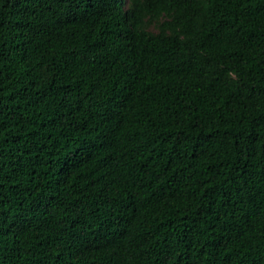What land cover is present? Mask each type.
<instances>
[{
	"label": "trees",
	"instance_id": "1",
	"mask_svg": "<svg viewBox=\"0 0 264 264\" xmlns=\"http://www.w3.org/2000/svg\"><path fill=\"white\" fill-rule=\"evenodd\" d=\"M0 264H264V0H0Z\"/></svg>",
	"mask_w": 264,
	"mask_h": 264
},
{
	"label": "rangeland",
	"instance_id": "2",
	"mask_svg": "<svg viewBox=\"0 0 264 264\" xmlns=\"http://www.w3.org/2000/svg\"><path fill=\"white\" fill-rule=\"evenodd\" d=\"M124 2L127 4V0H124Z\"/></svg>",
	"mask_w": 264,
	"mask_h": 264
}]
</instances>
